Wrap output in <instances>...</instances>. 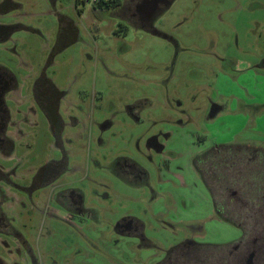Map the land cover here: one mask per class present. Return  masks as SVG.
<instances>
[{
  "label": "rangeland",
  "instance_id": "1",
  "mask_svg": "<svg viewBox=\"0 0 264 264\" xmlns=\"http://www.w3.org/2000/svg\"><path fill=\"white\" fill-rule=\"evenodd\" d=\"M21 1L42 33L18 36L34 74L46 68L57 44L56 13L79 27L82 40L50 60L46 75L69 92L64 110L85 108L83 141L66 142L83 150L72 160L82 164L80 173L69 180L86 190L88 205L94 191L99 211L94 219L38 227L39 263L161 264L188 238L227 248L239 241L241 229L218 218L194 159L214 145L264 147V67H256L264 58V0H173L153 32L121 25L93 0H60L56 9L49 0ZM5 56L0 52L1 60ZM214 105L225 112L212 120ZM130 107L140 122L129 118ZM106 123L112 126L102 132ZM30 133L20 157L37 162L54 155L45 123ZM152 137L162 152L150 150ZM117 157L137 163L145 181H117L110 171ZM212 189L219 203V190ZM123 218L142 236L114 232Z\"/></svg>",
  "mask_w": 264,
  "mask_h": 264
},
{
  "label": "flooded vegetation",
  "instance_id": "2",
  "mask_svg": "<svg viewBox=\"0 0 264 264\" xmlns=\"http://www.w3.org/2000/svg\"><path fill=\"white\" fill-rule=\"evenodd\" d=\"M49 1L56 9L60 0ZM102 1L110 0H93L94 8H99ZM111 1V7L104 10L118 19L121 25L149 32H153L156 19L173 2ZM27 6L28 2L21 0H0V52L6 55L5 60L0 59V264H40L34 246L38 227H45L48 220L71 225V221L94 219L99 213L94 207V191L88 205L86 190L80 188L78 182L69 180L80 173L82 164H72V160L77 157V152L83 150L81 147L68 148L66 142L83 141L88 130L86 120L81 117L85 108H78L77 114L64 110L69 92L60 91L46 75L50 60L82 40L79 27L63 11L56 13L59 22L57 44L50 50L46 68L34 74L35 69L30 68L26 61V44L18 38L22 32L42 35L30 22ZM154 10L155 13L152 12ZM150 13L153 15L148 21ZM20 47L26 48L20 51ZM261 61L257 68L264 67V58ZM22 70L28 72L25 77L20 76ZM214 106L216 115L212 120L218 112H225L223 106ZM127 115L141 121L134 107L129 108ZM40 122L47 125L55 153L37 162L32 161L33 158L29 161L26 156L20 157L18 152L30 138V131L39 127ZM111 126V123H106L100 128L106 132ZM77 130L80 131L76 133ZM232 145L244 148L235 152L227 151L224 148L227 145H214L196 158L202 157L199 165L206 177H210L209 184L219 190L220 211L226 218L233 216L236 227L242 231L241 239L228 248L231 258L235 264H264V147ZM27 147L32 148L30 145ZM149 148L157 153L164 150L159 139L154 137ZM112 164L110 171L117 181L125 185L145 181L144 171L137 163L117 157ZM113 231L121 236H142L130 218L116 221ZM198 244L201 243L188 238L172 249L194 253ZM227 262L230 264L229 260L224 264Z\"/></svg>",
  "mask_w": 264,
  "mask_h": 264
},
{
  "label": "trees",
  "instance_id": "3",
  "mask_svg": "<svg viewBox=\"0 0 264 264\" xmlns=\"http://www.w3.org/2000/svg\"><path fill=\"white\" fill-rule=\"evenodd\" d=\"M102 4L99 5V8L104 10L111 7L112 1L109 2L102 1ZM227 151H235L243 149L244 147L236 146V145H227L224 146ZM202 158V157H199ZM196 158L194 161V165L197 171L201 174V177L205 184L208 186L210 191L212 192V198L214 202V208L218 215V217L226 222L235 225L233 216L224 217V214L220 211V204L216 200V196L213 194V189H211L212 185L209 184L208 178L204 174L201 166L199 165L200 159ZM211 186V187H210ZM225 260H229L230 264H235V261L231 258L229 254V249L227 246H216L210 244H198L194 253L191 252H182L181 249H171L168 252V256L166 260L162 264H224ZM228 264V262H227Z\"/></svg>",
  "mask_w": 264,
  "mask_h": 264
},
{
  "label": "water",
  "instance_id": "4",
  "mask_svg": "<svg viewBox=\"0 0 264 264\" xmlns=\"http://www.w3.org/2000/svg\"><path fill=\"white\" fill-rule=\"evenodd\" d=\"M153 13H155L156 12V10H154V11H152ZM153 13H150L149 14V16H148V21H151L150 19H151V15H153ZM149 23V22H148ZM214 115H215V113L211 116V117H214Z\"/></svg>",
  "mask_w": 264,
  "mask_h": 264
}]
</instances>
